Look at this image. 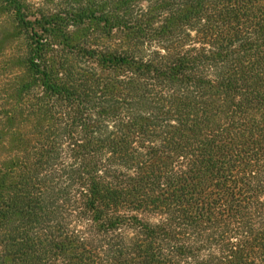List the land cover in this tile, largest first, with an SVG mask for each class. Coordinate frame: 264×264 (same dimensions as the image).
<instances>
[{
	"label": "trees",
	"instance_id": "obj_1",
	"mask_svg": "<svg viewBox=\"0 0 264 264\" xmlns=\"http://www.w3.org/2000/svg\"><path fill=\"white\" fill-rule=\"evenodd\" d=\"M0 32V264H264V0H0Z\"/></svg>",
	"mask_w": 264,
	"mask_h": 264
},
{
	"label": "rangeland",
	"instance_id": "obj_2",
	"mask_svg": "<svg viewBox=\"0 0 264 264\" xmlns=\"http://www.w3.org/2000/svg\"><path fill=\"white\" fill-rule=\"evenodd\" d=\"M32 1H34V2H40L41 0H32ZM2 32H0V39H1V37H2V34H1ZM8 42V44H10V41H9V38L8 39H6V41H5V43H7ZM1 45V44H0Z\"/></svg>",
	"mask_w": 264,
	"mask_h": 264
}]
</instances>
